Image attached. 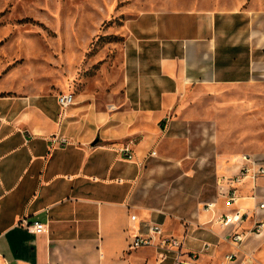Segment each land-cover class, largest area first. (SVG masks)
Returning <instances> with one entry per match:
<instances>
[{
	"label": "crops",
	"instance_id": "1",
	"mask_svg": "<svg viewBox=\"0 0 264 264\" xmlns=\"http://www.w3.org/2000/svg\"><path fill=\"white\" fill-rule=\"evenodd\" d=\"M123 52L124 93L114 107L75 100L63 111L52 95L0 98V264H155L154 250L129 251L131 235L150 222L183 253H193L184 250L188 238L201 244L196 254L208 245L193 264L255 259L264 231H248L264 217V178L232 183L241 158H220L218 126L204 107L264 71V33L251 12H146L128 22ZM126 144L130 161L119 153ZM201 164L217 175L207 203L200 190L195 199L188 192L201 178L183 175ZM233 188L238 200L228 206ZM236 212L247 216L243 225L222 228L220 219ZM228 232L244 234L243 244H230ZM166 256L170 264L175 250Z\"/></svg>",
	"mask_w": 264,
	"mask_h": 264
},
{
	"label": "rangeland",
	"instance_id": "2",
	"mask_svg": "<svg viewBox=\"0 0 264 264\" xmlns=\"http://www.w3.org/2000/svg\"><path fill=\"white\" fill-rule=\"evenodd\" d=\"M240 9L250 11L255 28L264 33V0H0V98L73 94L77 103L114 107L124 93L130 20L146 12ZM204 103L211 110L205 117L218 126L221 159L264 156V71L249 84L220 89ZM200 167L183 175L203 180L193 179L188 192L195 199L200 190L207 203L217 175L214 164ZM200 248L199 242H185V251ZM209 251L199 252L200 259ZM254 256L256 264H264V247Z\"/></svg>",
	"mask_w": 264,
	"mask_h": 264
},
{
	"label": "built area",
	"instance_id": "3",
	"mask_svg": "<svg viewBox=\"0 0 264 264\" xmlns=\"http://www.w3.org/2000/svg\"><path fill=\"white\" fill-rule=\"evenodd\" d=\"M59 106L63 111H66L75 104V97L73 94H64L58 96ZM61 144H66V140H60ZM120 155L126 160L133 159V151L131 144H126L119 149ZM156 156L155 152L151 153V157ZM264 178V156L261 158H255L250 156H242L240 159V166L238 173L234 175L231 180L233 184L239 185L245 181H251L253 184L260 179ZM228 181L227 178H223L220 182L222 184ZM238 200V191L233 188L229 191L227 197L228 206L234 204ZM213 204L207 205V210H210ZM257 210L264 211V203H259ZM256 210V211H257ZM247 220V216L236 212L233 215L223 216L219 223L222 228L228 229L232 226H242ZM131 221L136 222L137 217L132 215ZM25 228L33 234L47 233L46 225L40 222H34L31 224L23 221ZM264 231V217L256 219L249 234L260 235ZM163 226L156 223H147L143 226H139L136 231L130 237L129 251L135 252L143 249H152L157 253L155 264H166L167 256L166 252L175 250V257L170 264H193L197 261L199 255L196 253H183V244L173 238L164 237ZM244 234H237L233 232L226 233L224 239L227 240L233 246L240 247L244 241ZM205 250H209V246H205ZM228 262H237L238 258L234 254L226 256ZM240 264H256V260L252 255L246 257Z\"/></svg>",
	"mask_w": 264,
	"mask_h": 264
}]
</instances>
